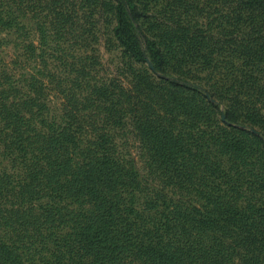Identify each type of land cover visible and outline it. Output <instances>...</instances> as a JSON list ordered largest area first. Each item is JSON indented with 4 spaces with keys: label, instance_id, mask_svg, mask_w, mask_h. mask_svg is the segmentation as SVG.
<instances>
[{
    "label": "trees",
    "instance_id": "trees-1",
    "mask_svg": "<svg viewBox=\"0 0 264 264\" xmlns=\"http://www.w3.org/2000/svg\"><path fill=\"white\" fill-rule=\"evenodd\" d=\"M228 1L231 34L239 27L244 40L233 55L254 85L264 64V0ZM158 60L166 71L163 50ZM1 63L0 264H264V83L248 93L242 72L235 93L194 75L170 82L168 97L173 89L181 97L182 117L172 119L162 114V82L139 78L136 88L153 91L140 101L97 80L57 115L45 95L48 73L15 78ZM100 115L130 121L153 173L195 199L149 186L107 131L95 134Z\"/></svg>",
    "mask_w": 264,
    "mask_h": 264
},
{
    "label": "rangeland",
    "instance_id": "rangeland-1",
    "mask_svg": "<svg viewBox=\"0 0 264 264\" xmlns=\"http://www.w3.org/2000/svg\"><path fill=\"white\" fill-rule=\"evenodd\" d=\"M229 8L228 0H0L1 65L8 66L15 78L32 70L38 75L48 73L45 77L50 85L45 95L52 113L57 115L68 106L69 95L76 94L75 98L84 100L83 95L97 80L112 81L114 87L125 89L133 99L142 101L153 91L146 90L140 82L138 90L134 85L139 78L150 76L151 87L162 82V114L180 118L177 102L181 97L175 89L168 97L165 88L171 87L170 82L180 83L183 77L195 76L197 79H193L200 84L213 79L219 92L232 87L235 93L239 88L233 79H239L238 72H242L248 93L252 86L263 87L264 64L259 66L262 71L253 85V74L250 70L246 73L243 59L233 55L243 48L244 40L238 25L235 35L231 34ZM162 50L167 63L166 71L161 72L157 67ZM182 52L189 57H183ZM260 52L263 54L264 50ZM245 60L244 65L251 63L248 57ZM84 78V86L77 84ZM93 107L87 103L85 109ZM242 124L232 125L253 131ZM96 125L95 134L107 131L118 153L135 163L149 186L186 201L195 199L194 193L184 189L178 188L174 193L163 177L161 182L153 173L130 121L126 125L107 124L100 115ZM6 164L0 157V169ZM196 200L203 201L200 197Z\"/></svg>",
    "mask_w": 264,
    "mask_h": 264
}]
</instances>
